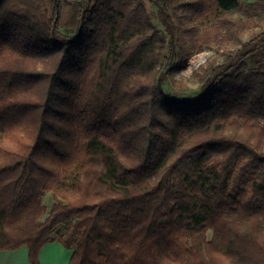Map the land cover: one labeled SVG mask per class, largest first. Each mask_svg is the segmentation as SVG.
Segmentation results:
<instances>
[{
  "label": "trees",
  "instance_id": "trees-1",
  "mask_svg": "<svg viewBox=\"0 0 264 264\" xmlns=\"http://www.w3.org/2000/svg\"><path fill=\"white\" fill-rule=\"evenodd\" d=\"M54 233L68 264H264V0H0V252Z\"/></svg>",
  "mask_w": 264,
  "mask_h": 264
},
{
  "label": "crops",
  "instance_id": "crops-1",
  "mask_svg": "<svg viewBox=\"0 0 264 264\" xmlns=\"http://www.w3.org/2000/svg\"><path fill=\"white\" fill-rule=\"evenodd\" d=\"M72 250L58 240L47 243L40 252V264H68ZM0 264H31L29 249L23 246L16 250L0 252Z\"/></svg>",
  "mask_w": 264,
  "mask_h": 264
},
{
  "label": "rangeland",
  "instance_id": "rangeland-1",
  "mask_svg": "<svg viewBox=\"0 0 264 264\" xmlns=\"http://www.w3.org/2000/svg\"><path fill=\"white\" fill-rule=\"evenodd\" d=\"M250 30H247L244 32V39L247 40L249 38L250 35ZM222 50V48H221ZM220 50H218L217 48H208L206 50H204L203 52L200 53H196L189 61L188 67L186 69H184L182 72H180L177 75L178 79L182 80V83L187 85L189 88H191L190 90H188V93H194L198 90V82L196 79H194L193 72L202 64L204 63L207 59L213 57V56H217ZM199 60L198 63H196V61ZM224 60V56H220L218 58V62L223 61ZM54 203V199H53V193L49 192L45 195L44 197V204L47 206L48 210H50L53 206ZM60 232L64 230L63 225H61L59 227ZM53 238L57 240L58 235L57 233L53 234ZM3 253L5 251H2Z\"/></svg>",
  "mask_w": 264,
  "mask_h": 264
},
{
  "label": "water",
  "instance_id": "water-1",
  "mask_svg": "<svg viewBox=\"0 0 264 264\" xmlns=\"http://www.w3.org/2000/svg\"><path fill=\"white\" fill-rule=\"evenodd\" d=\"M202 96H203V94H202V95H200V96H197V97H192V98H189V100H193V101H195V100H198V99H200Z\"/></svg>",
  "mask_w": 264,
  "mask_h": 264
},
{
  "label": "bare ground",
  "instance_id": "bare-ground-1",
  "mask_svg": "<svg viewBox=\"0 0 264 264\" xmlns=\"http://www.w3.org/2000/svg\"><path fill=\"white\" fill-rule=\"evenodd\" d=\"M198 62H199V60L196 61V63H198Z\"/></svg>",
  "mask_w": 264,
  "mask_h": 264
}]
</instances>
